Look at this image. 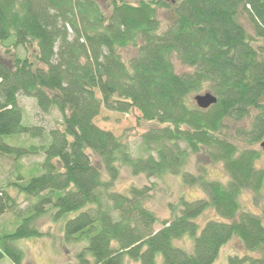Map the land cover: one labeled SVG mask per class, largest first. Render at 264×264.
Segmentation results:
<instances>
[{
  "label": "trees",
  "instance_id": "1",
  "mask_svg": "<svg viewBox=\"0 0 264 264\" xmlns=\"http://www.w3.org/2000/svg\"><path fill=\"white\" fill-rule=\"evenodd\" d=\"M110 7L105 13L98 0H0V42L31 53L0 56V160L12 159L16 168L15 180L0 185V218L18 220L0 234V262L26 264L19 242L45 235L36 221L52 208L65 241L84 244L78 264H213L234 237L259 256L232 257L231 264H264V207L259 215L239 199L244 191L260 194L264 166L259 150L236 141L264 140V50L239 21L246 14L264 39V0H110ZM158 9L172 16L166 29ZM175 60L186 70L177 71ZM208 91L218 101L200 108L194 97ZM21 96L45 114L57 110L60 127L45 135L26 124ZM103 106L137 109L158 124L142 136L146 156L134 157L95 123ZM239 122L248 125L230 127ZM23 136L48 138L25 143ZM200 153L223 163L228 181L210 179L203 167L198 175L185 171L190 155ZM32 156L43 160L26 176L21 161ZM121 166L148 177L182 174L206 197L181 200L180 214L162 221L147 206L150 186L113 190ZM11 187L36 201L19 208ZM209 207L220 218L199 224ZM185 237L190 251L176 243Z\"/></svg>",
  "mask_w": 264,
  "mask_h": 264
},
{
  "label": "rangeland",
  "instance_id": "2",
  "mask_svg": "<svg viewBox=\"0 0 264 264\" xmlns=\"http://www.w3.org/2000/svg\"><path fill=\"white\" fill-rule=\"evenodd\" d=\"M103 7L105 13L110 11V0H98ZM158 18L161 21L162 28L166 29L172 22V16L168 10L158 9ZM239 21L244 25L249 36L253 40V44L256 48H262L264 50V39L255 36L254 26L246 14L239 16ZM11 43L0 42V56L7 59H13L14 56H31L30 52L25 51L22 48H16L10 45ZM32 52V51H31ZM135 53L133 48L125 50L123 52L124 57H131ZM175 66L177 71H185L182 65L175 60ZM20 104L25 111V123L29 125L41 126L44 129L45 135L49 130L60 127L61 115L57 110H53L49 114H45L39 110L37 104L33 98L21 96ZM95 123L102 129L112 131L116 136L121 138L126 144H128L130 151L134 157L146 156V153L142 150V136L152 127H156V122H149L142 119L140 111L132 109L128 113H121L112 111L103 106L100 115L95 119ZM247 122L242 123H230V127L236 130L239 127H246ZM25 139V143H46L47 138H31L21 137ZM23 141L24 139H21ZM6 141L12 144L15 143L13 137H7ZM240 147L255 148L260 151L261 157L258 164L264 166V149L261 147V141L255 145L248 144L240 139H236ZM92 161L103 168L99 156L92 150L87 151ZM43 160L42 156H32L24 158L22 163V173L26 176L31 175L35 171L36 163ZM0 185L6 184L9 180H15L16 172L14 167V161L12 159L0 160ZM201 167L204 168L205 173L210 179L220 180L223 182L228 181V174L221 162H211L204 153L191 154L189 162L184 168L185 171H189L195 175L201 174ZM104 171V170H103ZM104 179L108 180L107 174L104 172ZM150 186L151 196L147 200V206L153 210L160 220H171L175 216L180 214L181 200L195 201L201 198H205L206 194L198 185L186 184L182 174H170L166 173L162 176L148 177L145 174L135 175L128 166H121L120 175L114 182L113 190L128 193L131 186L143 187ZM12 194H14L19 203V208H27L31 202L36 200H28L24 194H18L14 187L10 188ZM240 203L246 210H250L259 215L263 214L264 207V187L259 195L254 194L251 191H244L240 196ZM54 210L49 208L48 212L43 214L37 221L36 226L44 232L42 237L23 239L19 242L26 252L25 262L26 264H78L77 253L80 251L83 243H69L65 241L63 222L55 220L53 217ZM220 217L216 211L209 207L205 212L197 218L199 224L204 225L206 222L212 219H219ZM17 218L15 216L7 215L4 219L0 220V234L5 231H13L17 227ZM19 219V218H18ZM20 223V222H19ZM162 225L158 223L156 229H160ZM178 246H181L187 250H192V241L185 237L176 241ZM246 255L256 257L257 253L247 251L242 242L234 237L228 243H226L219 253L216 261L213 264H231L230 258L237 257L243 258ZM0 264H8V259L2 260ZM248 264V263H243Z\"/></svg>",
  "mask_w": 264,
  "mask_h": 264
},
{
  "label": "water",
  "instance_id": "3",
  "mask_svg": "<svg viewBox=\"0 0 264 264\" xmlns=\"http://www.w3.org/2000/svg\"><path fill=\"white\" fill-rule=\"evenodd\" d=\"M194 100L200 108L206 109L216 104L218 98L215 94L208 91L195 95ZM261 147L264 149V140L261 142Z\"/></svg>",
  "mask_w": 264,
  "mask_h": 264
},
{
  "label": "crops",
  "instance_id": "4",
  "mask_svg": "<svg viewBox=\"0 0 264 264\" xmlns=\"http://www.w3.org/2000/svg\"><path fill=\"white\" fill-rule=\"evenodd\" d=\"M7 216V214L6 215H4V216H2L1 218H0V220L1 219H4V217H6ZM8 264H11V262L10 261H8Z\"/></svg>",
  "mask_w": 264,
  "mask_h": 264
}]
</instances>
